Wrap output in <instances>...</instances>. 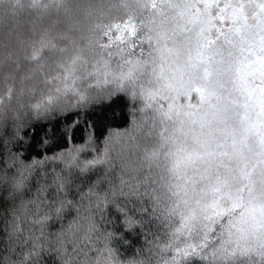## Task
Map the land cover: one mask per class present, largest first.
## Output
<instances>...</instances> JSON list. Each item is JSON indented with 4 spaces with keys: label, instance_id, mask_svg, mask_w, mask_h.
<instances>
[{
    "label": "snow or ice",
    "instance_id": "snow-or-ice-1",
    "mask_svg": "<svg viewBox=\"0 0 264 264\" xmlns=\"http://www.w3.org/2000/svg\"><path fill=\"white\" fill-rule=\"evenodd\" d=\"M0 264H264V0H0Z\"/></svg>",
    "mask_w": 264,
    "mask_h": 264
}]
</instances>
